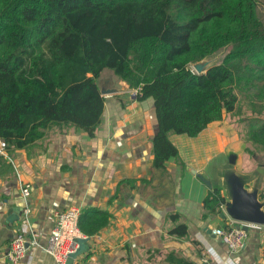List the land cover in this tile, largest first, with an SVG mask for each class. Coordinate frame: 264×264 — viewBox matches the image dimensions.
Here are the masks:
<instances>
[{
  "label": "trees",
  "instance_id": "16d2710c",
  "mask_svg": "<svg viewBox=\"0 0 264 264\" xmlns=\"http://www.w3.org/2000/svg\"><path fill=\"white\" fill-rule=\"evenodd\" d=\"M224 48L220 63L191 70ZM104 70L134 92V101L152 100L154 169L178 158L170 136L197 137L227 115L244 127V141L264 150V0H0L1 176L14 173L13 152L53 128L95 136ZM225 203L221 189L209 190L202 219L221 214ZM110 218L85 207L78 226L94 237ZM187 234L183 223L169 230ZM167 260L195 264L174 252Z\"/></svg>",
  "mask_w": 264,
  "mask_h": 264
},
{
  "label": "crops",
  "instance_id": "0c3cea01",
  "mask_svg": "<svg viewBox=\"0 0 264 264\" xmlns=\"http://www.w3.org/2000/svg\"><path fill=\"white\" fill-rule=\"evenodd\" d=\"M100 77L115 76L104 70ZM103 97L104 113L113 107L110 128L99 126L93 138L72 127L53 128L35 145L11 154L14 173L0 175V264H10L6 252L25 206L24 184L31 187L27 203L32 209L25 234L35 244L27 245L21 264H55L46 252L54 214L70 207L111 215L106 228L88 237L87 250L73 264H170L171 252L195 264H264V226L249 230L243 248L232 254L212 230L239 224L224 207L221 214L202 219L201 203L209 190L221 189L230 200L226 178L231 173L248 191L257 189L264 204V150L244 141L238 118L224 116L194 138L170 136L178 158L162 171L153 168L152 100L136 102L132 95L123 105ZM174 214L180 217L177 223L168 220ZM182 223L186 237L169 235Z\"/></svg>",
  "mask_w": 264,
  "mask_h": 264
},
{
  "label": "built area",
  "instance_id": "2783aa9c",
  "mask_svg": "<svg viewBox=\"0 0 264 264\" xmlns=\"http://www.w3.org/2000/svg\"><path fill=\"white\" fill-rule=\"evenodd\" d=\"M2 143V144H1ZM5 144L0 141V154H4ZM22 197L25 201L19 218V228L16 235L12 238L6 252V259L10 264H21L26 256L27 245H34L35 241H28L25 230L30 223L32 209L27 203L30 196L31 187L29 184L22 186ZM80 209L70 207L65 210L57 211L54 214L55 222L49 234V240L46 247L47 254L55 264H67L69 256L75 252L78 245L77 239L87 238L79 229ZM246 230L238 226H229L228 229L216 228L212 230V235L219 238L227 246L230 253L239 252L247 238L248 231L252 229L260 230L263 226L245 225ZM26 228V229H25Z\"/></svg>",
  "mask_w": 264,
  "mask_h": 264
},
{
  "label": "water",
  "instance_id": "95a60500",
  "mask_svg": "<svg viewBox=\"0 0 264 264\" xmlns=\"http://www.w3.org/2000/svg\"><path fill=\"white\" fill-rule=\"evenodd\" d=\"M197 70V73L201 71L199 67ZM226 186L230 197L224 205L226 215L245 230L247 229L245 225L264 226V211L262 210L264 204L259 201L258 190L248 191L242 178L235 173H231L226 178ZM89 240L88 237L76 240L78 247L69 256L67 264H73L74 260L87 250L86 244Z\"/></svg>",
  "mask_w": 264,
  "mask_h": 264
},
{
  "label": "rangeland",
  "instance_id": "374dc122",
  "mask_svg": "<svg viewBox=\"0 0 264 264\" xmlns=\"http://www.w3.org/2000/svg\"><path fill=\"white\" fill-rule=\"evenodd\" d=\"M228 49L229 48H224V49L220 50L219 52L215 53L214 55L206 58L202 62H199L198 64H195V65H192L191 70L193 72L197 73V71H198L197 67H199L201 70L200 72H203L207 67L220 63L223 56L225 55V53L227 52ZM106 71L109 72L110 70H106ZM112 79L113 80H111V79L105 80V79H102L101 77H99V79L97 80V86L99 88L101 95L106 96V97H110V98H112L111 100L120 101V103L123 105H125L124 103H128V102L130 103L131 96L134 95V92L132 90H129L126 87V85H124L122 82H120L119 78H117L116 76ZM109 104H110V102H109ZM107 108L109 111H106L103 114L102 123L100 125L101 128L102 127L103 128H110V124L112 122V119L108 118V114H110V110H112L113 107L108 106Z\"/></svg>",
  "mask_w": 264,
  "mask_h": 264
},
{
  "label": "clouds",
  "instance_id": "9594fccd",
  "mask_svg": "<svg viewBox=\"0 0 264 264\" xmlns=\"http://www.w3.org/2000/svg\"><path fill=\"white\" fill-rule=\"evenodd\" d=\"M135 95V94H134Z\"/></svg>",
  "mask_w": 264,
  "mask_h": 264
}]
</instances>
